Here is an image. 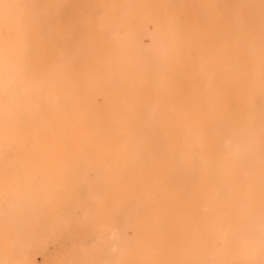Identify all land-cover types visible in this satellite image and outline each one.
Returning <instances> with one entry per match:
<instances>
[{
  "label": "rangeland",
  "instance_id": "obj_1",
  "mask_svg": "<svg viewBox=\"0 0 264 264\" xmlns=\"http://www.w3.org/2000/svg\"><path fill=\"white\" fill-rule=\"evenodd\" d=\"M55 1L39 0L38 12ZM178 17L183 19L182 14ZM0 36L8 40L11 56L23 59L16 36L4 31ZM143 38L148 45L149 38ZM122 55L127 64L123 76L114 74L111 69L116 62H109L106 81L112 88L96 98H89L82 87L60 88L59 101L45 109L31 106L34 126L26 148L0 149V160H4L0 165V264H200L180 258L185 244L203 248L211 240L216 245L224 234L232 233L218 226L203 233L197 226L218 213L220 207L210 209V201L221 198L230 207L239 197L236 186H227L218 171L216 136L204 139V148L195 152V137L201 136L205 121L188 120L189 101L175 112L163 107L169 99L160 98L164 92L158 88L162 62L140 46H131ZM6 100L3 97L0 103ZM230 102L227 98L204 102L202 112L215 118L207 123L211 131L219 126L220 112L233 109ZM74 103H88L91 108L74 122L63 121L61 126L74 134L62 133L53 157L47 158L35 140L54 133L57 129L51 119ZM166 135L173 141L161 145ZM161 156L173 166L165 169ZM58 174L63 177L53 179ZM255 176L257 181L264 177L261 170ZM239 181V188L246 191L258 187L243 173ZM169 218L175 224H167ZM177 223L186 227L180 230ZM53 224L55 238L49 240ZM70 225L77 230L68 231ZM233 233L241 238L244 232ZM143 243L148 244L149 253L135 261ZM232 246L230 254L237 249ZM220 257L214 254L206 264H222Z\"/></svg>",
  "mask_w": 264,
  "mask_h": 264
},
{
  "label": "bare ground",
  "instance_id": "obj_2",
  "mask_svg": "<svg viewBox=\"0 0 264 264\" xmlns=\"http://www.w3.org/2000/svg\"><path fill=\"white\" fill-rule=\"evenodd\" d=\"M38 7L39 0H0V31L15 35L23 54V59L12 57L8 40L0 36V101L7 99L0 103V149L26 148L34 126L31 106L45 109L59 101V89L67 86L82 87L89 98L99 97L112 88L106 81L111 60L116 62L112 72L121 77L127 66L122 54L131 46L149 49L162 62L158 88L164 92L160 98L169 99L163 107L175 112L190 102L188 120L205 121L201 136L195 137L194 151L200 152L205 140L216 136L218 171L227 186H236L239 196L230 207L221 198L210 201V209L220 207L218 213L197 225L203 233L212 226L232 233L224 234L216 245L210 240L203 248L187 243L180 258L206 264L219 253L222 264H264V177L255 180L257 170L264 176V0H56L41 14ZM144 36L149 38L148 45L143 43ZM210 98H227L233 104L232 110L216 114L215 132L207 126L215 118L201 109ZM255 98L261 99L256 102ZM89 108L88 103H74L51 119L57 130L49 135L43 130L44 136L35 140L47 158L53 157L62 133L74 134L61 126L63 121L74 122ZM172 141L166 135L161 145ZM164 162L165 169L173 166ZM239 173L254 179L260 189L239 188ZM167 224H175L174 219ZM54 227L49 240L55 238ZM236 229L243 230L241 238L233 233ZM232 245L237 249L230 254ZM142 246L135 261L149 253L148 244Z\"/></svg>",
  "mask_w": 264,
  "mask_h": 264
}]
</instances>
